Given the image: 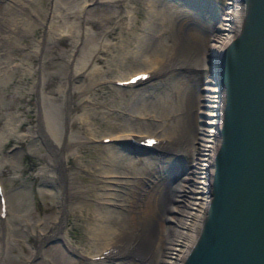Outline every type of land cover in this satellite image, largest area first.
Instances as JSON below:
<instances>
[{
	"label": "bare ground",
	"instance_id": "1",
	"mask_svg": "<svg viewBox=\"0 0 264 264\" xmlns=\"http://www.w3.org/2000/svg\"><path fill=\"white\" fill-rule=\"evenodd\" d=\"M28 1L29 0H0V68L2 67V70L4 71H7L6 69H8V71L10 72L11 70L14 71L15 69H12L11 67L18 68L20 66L19 68L21 67L25 68L24 64L26 63L24 62V64H22L24 59H22L23 61L20 59L21 61L19 62L17 61L15 64L12 65L10 64L11 61L10 60L5 61L4 57L5 55L9 54L6 53V51H8L11 48L12 43L20 44L19 34H23L26 32L29 33L30 31L36 28L37 18L33 17V15L35 16V14L31 12L32 15L30 16L29 14L30 11H28V13L27 10L24 11V8H27ZM119 1L126 2V0H119ZM148 1L149 2L147 3V6L145 7L146 12H144L145 18L142 22V26L140 27L137 26L139 27V31H134L135 35L134 34L133 35L137 40H139V43L141 42L140 45H143L147 41H148L147 43L149 44L151 43V46H149L150 50L155 48L158 49L159 46L156 47L155 44L162 45L164 48L161 49L160 47L162 46L159 47V49H161L160 50L161 52L156 49V50H152L153 52L148 54L141 53L140 45L137 49L136 46L135 48L134 46H130L129 45L130 42H128L129 40H127L126 37L125 38L123 37L124 39H121L119 41L116 40L115 43L112 42L113 40L111 41L110 39L106 38L105 42L103 43L104 48L101 49L103 50V53H105L108 56L109 59H114L115 55L113 52H118L119 50H123V53L121 54L123 55V58L124 55H126V57L131 56L130 59L134 57L137 60H139V63L148 66V69L146 70H149L150 74L146 77V79L136 80L132 83L128 82L126 84L121 83L119 84L121 86H126V85L130 86L135 83L144 82L151 79V77L164 78V76L167 77L166 75L170 73L179 72L180 69L183 68L186 69L203 68V70L205 67L208 68L207 60L209 53L213 57L216 56L220 52L222 47L231 39V37L236 34L240 25L242 10H243V3L241 0H226V3L229 4L231 7H229L226 10L225 15L221 17L219 16L218 12L211 7L210 3H208V0H187L190 4V7H188L180 0H148ZM120 3L123 4L122 2ZM121 4H117V5H119L120 7ZM127 4H126V8H127ZM135 9H136L135 12L137 13L138 8ZM121 11L123 12V10ZM121 11L119 12L118 19H120L119 22L121 21L122 24H124L126 22V18H128L127 16L129 12L127 13L126 11L122 13ZM105 24L106 23H104V25ZM124 26L121 25L120 29H124ZM72 31H73V26L70 25L66 27V31H65L66 33H57L58 35V38L56 37L57 42L60 41L61 43L64 42L66 39L65 34H68L69 36V34H73L71 33ZM113 32H116L114 31L113 28L107 27V29H105L106 36L109 35L110 37ZM132 43H134V41ZM137 44L138 43H136V45ZM100 59H102L100 55L94 56V60H100ZM104 60L107 59L104 58ZM2 65H4V67ZM175 67H181V68L176 69ZM80 70L83 73L85 72L83 70V67H80ZM1 72L2 71H0V73ZM133 73H129L127 74V76L124 75L122 77H116L114 79L122 80L129 77ZM49 76H52L54 78L56 74L50 73ZM64 77L62 80H64ZM7 78L8 77L6 73L5 76L4 75L2 76L0 74L1 84L3 82L4 84H8L6 82L8 80ZM210 78L211 79H209L210 81L208 80L209 81L208 83L210 84L214 83V86L210 88V90L215 92L213 95L215 97V99H213L215 103L212 104V108H213L212 111L208 112V118L207 116H202L199 113L200 110L199 108L197 109V106L195 104V92L197 90L204 91L205 88H207L205 86L206 83L197 84L195 87L189 88L190 92L186 94L185 93L186 91L185 90L183 91L182 88L184 87L183 83L185 82V80H182L183 83L179 85V87H175L172 90V95H174L175 97H172V99L168 98L167 100H165V104H163L162 102L159 103L160 104L159 107L161 108V110L170 109L168 112L165 113V115H161V114L159 115L158 113H154V112L147 113L143 111L138 112L136 114L139 116V113H141L143 115L142 118L144 119L146 118L145 120H147V122L152 124L154 123L158 124V126L155 127V131H150L148 133L145 131L144 132L135 131L131 128L129 129L126 127H119V126L109 127L110 129L107 130V132L103 134L101 132V135H99L100 137L103 135L104 136L107 135L108 140L105 142H108V144H110L109 147H106L107 149L104 150V152L102 153V156L100 158L101 164L92 163L88 167L84 165V163H78V164L75 163L74 167L70 166L71 160H73L72 158L74 155L73 150H76V148H74L73 150L69 149V151L67 150L62 151L61 148L63 145L67 146L71 144L72 146V143L80 142L81 138L77 137L76 136L77 134L76 135L74 134L76 131L79 135L83 136L82 140L85 139L88 140L94 137L96 132L92 131L93 128L91 129L90 127L92 122L90 124L89 112L86 111V109H84V111L82 112H77L78 114H75L74 117L73 114L71 115L73 118L70 120L69 126L73 128V130L71 129L72 131L75 130V132L73 133L75 136L73 134L68 133L66 135V138L62 140V138H59L60 135H58L57 130L55 128L57 122L54 121L56 122L54 123L52 121L53 117L52 119H51V115L50 118L47 117V114H45L44 111L42 110V113L40 114V117L41 115L42 117L39 118V121L37 123V133L39 136L38 139H40L41 141L49 142L50 145H52L54 158L51 161H47V163H50L52 167L58 168L59 170L58 172L64 173L67 180V185L64 187L62 192H59L60 193L59 196L61 197V200H63L64 203L65 202L70 203L71 196L83 197L84 194L88 191V190L86 191V188L84 187L85 185L75 183V179L77 177L79 178L80 176L79 174H82L79 173L80 170L78 172V168H84L90 173L92 172L96 174L95 178L92 179L91 182L93 183V185H95V187H97L98 190L91 192L89 191L86 194H89L94 200H96L99 203V206L96 209H94L92 207H89L88 206L89 204L83 202L82 206L79 207L78 209H76V207L73 206L74 210L72 212L73 215L78 212L77 214L78 216L81 214L82 218L85 217V221L87 223V228L86 227L85 228L91 234L90 235L91 243L89 246H93V249H95V251L90 252L92 250L91 249L89 252L88 251L86 252L85 249H83L85 252L84 251L81 252L80 249L77 250L76 248H74L72 244V248H74L76 252H79L83 255L85 254V256L99 255L100 257H98L96 260L99 261V263L100 261H104L107 262L108 264H114V258L115 259L116 257L122 258L123 256L127 255V253H129L134 256L136 255L137 257L142 259V261L146 262V264H181L182 260L184 259L190 247L192 246L195 238L197 237V233L199 231L201 221L205 213V208L207 206V202L209 198L208 190H209V181L212 171L213 154L219 140L217 134V128L219 127L221 122V113H222L221 108H222V99H223L222 90L219 93L220 89L218 88L216 81H213V78L211 76ZM20 80H23L22 74L17 79V81ZM92 80L94 81V78H92ZM196 81H198V79H196ZM48 82L50 81L45 80V77L42 76L40 78L39 93L41 96V101L43 99H46L47 97H48L47 100H49V98L51 99L57 97L58 91L57 89H55L56 87L52 88V85H49L51 86L49 88ZM66 82H69V80L67 79ZM19 84L22 83L19 82ZM61 88L64 87L61 86ZM84 90L86 91L87 89ZM150 91H148V93ZM83 100L79 102L81 105L87 103L84 102ZM74 101L72 103H74ZM45 104L46 103L44 102V106H46ZM74 106H71L70 108ZM55 107L57 106H54V108ZM56 109H58V107ZM47 111L46 113H48ZM57 111L58 110L55 111L56 112L55 114H57ZM113 111L114 110H112V113ZM51 112L50 114H52ZM115 112L118 114L116 110ZM105 115L107 116L109 115V113ZM124 116L127 121L130 120L127 119V116H130L129 112L125 111ZM55 118L56 117H54V120ZM203 124H206L207 127L202 128ZM112 125L109 124V126ZM60 128L57 129L60 130ZM201 130L209 131L207 134L209 137L206 138L201 137L203 133ZM60 131H62V129ZM161 131L169 132V133L160 136L159 133ZM30 134L32 133L30 132ZM60 134H62V132ZM99 136L97 137L99 138ZM143 136H153L157 138L158 142L154 147L153 155H150L148 159L146 158V156L145 159L144 156L141 155H136L134 156L135 157L134 158L130 155L131 153L127 149L128 147H130V145H132L130 138L137 139ZM199 139L200 140L204 139L207 141L206 148H204L205 151L203 152V155H205V157L202 158V160H204L203 162H200L199 156H197V152L199 153V148H201L199 147ZM105 144L107 145V143ZM16 153L14 152L12 156L15 155ZM192 156L193 158L189 160ZM44 157L45 156H43V158ZM48 157L51 158V156ZM79 160H83V159H79ZM135 162L137 163L139 162V165H135L136 164ZM53 172L52 175H54ZM195 172L201 173L200 175L201 179L197 180L199 183H201L200 185H198L199 188H195V187L193 188L192 175H194ZM50 179H51L50 181H52V178ZM75 194L76 196H74ZM76 205L77 207L79 206L78 204ZM64 208L65 209L68 208L70 210V208H72V204H70L69 207L66 205V207ZM64 208L62 207L61 214L59 215L60 219H58L57 222H54L49 226L48 231L45 232V234L41 239L49 236H60V238L64 240V236L58 234L59 233L58 225L61 224L60 222H62L63 220L62 217L64 214ZM86 230L84 232H86ZM87 240H88V236H87ZM92 256H89V258L87 256V259H91V260L94 259L92 258Z\"/></svg>",
	"mask_w": 264,
	"mask_h": 264
},
{
	"label": "rangeland",
	"instance_id": "2",
	"mask_svg": "<svg viewBox=\"0 0 264 264\" xmlns=\"http://www.w3.org/2000/svg\"><path fill=\"white\" fill-rule=\"evenodd\" d=\"M111 1L114 2L112 3ZM180 1L190 7L187 0ZM148 2V0H126V2L119 0H29L27 2L28 9L24 8V11L27 10V13L30 11V16L32 15L31 12L35 14L33 17L37 18L36 28L29 33H23L24 36L23 34H19L20 44L12 43L11 48L9 49L10 51H6V53L9 54H4L5 61L10 60V64L12 65L17 61L19 62L24 59V61L22 60V64H24V62L26 64H24L25 66H22L25 68H19L20 66L18 68L10 66L12 69H15L14 71L11 70V72L8 71V69H6L7 71H4L2 70V67L0 68V71H2L0 74L5 76L6 73L8 77V80L6 81L8 84H4V82L1 84L0 82V185L7 211L5 217L0 218V264H108L104 261H100L99 263V261H96L97 259H92L93 261L91 259H87V256L89 258L91 255L85 256V254L83 255L76 252L74 249H80L81 252L84 251L83 249H85L86 252H89L91 249L92 250L90 252L95 251L93 246H89L91 243V234L86 230L87 223L85 221V217L82 218L81 214V216H78V212L73 215L72 212L74 210L73 206L78 209L82 206L83 202L89 204L88 206L94 209L99 206V203L96 200H94L89 194H86L89 191L98 190L91 182V180L95 178L96 174L92 172L90 173L84 168H78V172L80 170L79 173L82 174L78 173L80 176L79 178H76L77 180L75 179V183L85 185L84 187L86 188V191L88 190L85 193L86 195L84 194L83 197L71 196L70 203H64L63 200H61L59 192L63 191L64 187L67 185V180L64 173L58 172V168L52 167L50 163H47V161H51L54 158L52 145H50L49 142L38 139L37 123L39 118L42 117V115L40 117L42 110L45 114H47V117L50 118V115L51 119L53 117V122H57H54L57 124L54 125L56 126L55 128L58 135H60L59 138H62V140L66 138L68 133L73 134L75 132V130L72 131L73 128L69 126L70 120L75 116V114H78L77 112H82L84 109L89 112L90 124L92 122L90 127L91 129L93 128L92 131L96 132L94 137L96 135H101V132L102 134L107 132V130L110 129L109 127L118 126L149 133L150 131H155V127H157L158 124L147 122V120H145L146 118H142L143 115L141 113H139V116L136 114L143 111L147 113L154 112L159 115H165V113L170 109L161 110L159 103L162 102L165 104V100L175 97L172 95V90L175 87H179V85L183 83L182 80H185L183 83L184 87L182 88L183 91H186V94L190 92L189 88L195 87L197 84L206 83L205 86L207 88H205V90L203 88L204 91L197 90L195 92V104L197 109L199 108V113L202 116H207L208 118V112L212 111V104L215 103L213 100L215 99L213 96L215 92L211 91L210 88L214 86V83H208L211 78L207 67H205L204 70L203 68H183L180 69L179 72L166 75L167 77L151 78L147 81L133 84L135 86L130 85L131 87L129 85L121 86L113 82L116 77H122L124 75L127 76L130 72L132 73L148 69L147 65L139 63V60L134 57L130 59L131 56L126 57V55H124L123 58V55H121L123 50L113 52L115 55L114 59H109L108 56L103 53V50H101L104 48L103 43L106 38L111 41L113 40L112 42L115 43L116 40L119 41L126 37V39L129 40L128 42H130V46H134V48L136 46V49L139 47L141 42L139 43V40L135 38L134 31H139V27L142 26V22L145 18L144 12H146L145 7ZM208 3H210L211 7L218 12L220 17L224 16L226 10L231 7L226 3V0H208ZM117 4H121L120 7ZM126 4L128 9L126 8ZM135 8H138L137 13L135 12ZM113 9H116L117 11ZM121 10H123V12ZM120 11L122 13L126 11L127 13L129 12L127 16L128 18H126V22L129 24L126 22L124 24H122L121 21L119 22L120 19H118V15ZM104 23L106 24L104 25ZM70 25L73 26V31L71 32L73 34H69V36L68 34H65V41L62 43L61 41L57 42V33H66V27ZM121 25H125L124 29H120ZM107 27L113 28L114 31H116L112 33L113 36L111 35V38L109 35L106 36L105 34V29H107ZM133 41L134 43L136 41L138 44L136 45V43H132ZM147 42H145L146 44L144 43L145 45H140L141 53L148 54L153 52L152 50L157 49L155 46H162L155 44V49L150 50L149 46H151V43L149 44ZM65 43L69 44L66 45ZM159 47L157 49L158 51L164 48L162 46L160 47L161 49H159ZM21 49L24 50L22 51ZM95 55H100L102 59L94 60ZM104 58L108 61L104 60ZM2 66L4 67V65ZM80 67H83V70L85 71L84 73L81 72ZM50 73L56 74L54 77L55 80L52 76H49ZM21 74L23 80L17 81ZM42 76L45 77V80L50 81L48 82V86L52 85V88L56 87L55 89L58 91L57 97L51 99L49 98L50 101L47 100L48 97L41 101L39 90L40 78ZM62 76H65L64 80H62ZM92 78H94V81ZM67 79L69 82H66ZM196 79H198V81H196ZM19 82L22 84H19ZM61 86L64 88H61ZM50 87L51 86H49V88ZM84 89L87 90L85 91ZM144 91L147 92L145 93ZM148 91L150 92L148 93ZM85 97L89 99H86ZM82 100L87 102L83 104L84 106L79 103ZM73 101L74 103H72ZM44 102L48 108L44 106ZM85 104L88 107H86ZM54 106H57L58 109H56L57 107L54 108ZM71 106L74 107L70 108ZM55 109L58 110L57 114H55ZM112 110H114L113 113L116 110L118 114L116 112L113 114ZM46 111L48 113H46ZM49 111H52V114L54 112V114L58 116L50 114ZM125 111L130 113V116H127V119H130L129 121L125 119ZM108 113L109 115L106 116L105 114ZM72 114L73 117L71 116ZM54 117H56L55 120ZM109 124L113 125L109 126ZM204 127H207V125L203 124L202 128ZM57 128H60V130L62 129V131ZM58 131L60 133L62 132V134ZM201 131L203 132L201 137H209L207 135L209 131ZM30 132L32 134H30ZM167 133L169 132L161 131L159 135L161 136ZM74 134H77L76 136L81 138L80 142L72 143V146L74 145L73 147L69 144L67 146L63 145L61 148L62 151H69V149L73 150L76 148V150H73L74 155L70 166L74 167L75 163H84L87 167L92 163L101 164L100 158L102 153L107 149L106 147H109L110 144H108V142L101 141L100 136V139L96 136L95 138L93 137L94 139L90 138L88 140H82L83 136L79 135L77 131ZM105 143H107V145ZM206 143V140L199 139V147L201 148H199L197 156H199L200 162L204 161L202 158L205 157L203 152L205 151L204 148H206ZM127 149L131 153L130 155L132 157L141 155L144 156V158L146 156L148 159L150 155H153L152 149H146L144 147L130 145ZM14 152L16 154L12 156ZM43 156L45 157L43 158ZM48 156H51V158ZM78 158L83 160H79ZM192 158L193 156L189 160ZM135 163V165H139V162ZM52 172L54 175H52ZM200 175V172H195V174L192 175L193 188H199L198 185L201 183L197 180L201 179ZM50 178H52V181H50ZM56 183L57 185H60L57 186ZM74 196H76V194ZM70 204H72V208H70L71 212L68 208H66L67 210L64 208L66 205L69 207ZM76 204L79 206L77 207ZM62 207L64 208V214L62 217L64 221L62 220L63 224L60 222L61 224L58 225V234L64 236V240H62L60 236H49L41 239V235L37 232L42 231L41 233L45 234V232L48 231L49 226L56 221L58 213L59 215L61 214ZM85 230L86 232H84ZM87 236L89 241L87 240ZM72 244L74 248H72ZM123 257L114 258V264H146V262L131 255Z\"/></svg>",
	"mask_w": 264,
	"mask_h": 264
},
{
	"label": "water",
	"instance_id": "3",
	"mask_svg": "<svg viewBox=\"0 0 264 264\" xmlns=\"http://www.w3.org/2000/svg\"><path fill=\"white\" fill-rule=\"evenodd\" d=\"M241 1L236 34L208 55L223 97L219 140L205 213L181 264H264V0Z\"/></svg>",
	"mask_w": 264,
	"mask_h": 264
},
{
	"label": "snow or ice",
	"instance_id": "4",
	"mask_svg": "<svg viewBox=\"0 0 264 264\" xmlns=\"http://www.w3.org/2000/svg\"><path fill=\"white\" fill-rule=\"evenodd\" d=\"M137 79H146V77H137Z\"/></svg>",
	"mask_w": 264,
	"mask_h": 264
}]
</instances>
